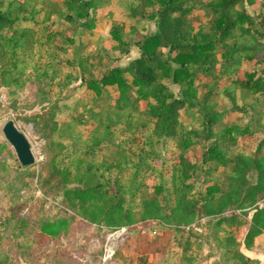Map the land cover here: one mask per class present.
I'll return each instance as SVG.
<instances>
[{
    "label": "trees",
    "instance_id": "obj_1",
    "mask_svg": "<svg viewBox=\"0 0 264 264\" xmlns=\"http://www.w3.org/2000/svg\"><path fill=\"white\" fill-rule=\"evenodd\" d=\"M113 2L0 0V79L18 85L14 72L32 67L36 78H45L50 88L60 92L80 81L102 105L99 111L79 112L63 128L74 147L86 149L84 155L68 149L67 158L79 167L90 163L83 177L53 164L55 176L61 175L65 184L88 179L85 189L66 190L69 205L90 221L103 220L113 227L132 225L136 213L143 221L177 223L175 229L160 227L143 240L147 247L137 249L132 264H152L153 257L159 258L158 264H174V253L181 245L179 234H186L178 227L193 223L199 213L211 217L210 226L221 234L208 240L217 246L212 255L220 251L221 263L257 264L241 249L264 235V205L256 206L264 197V141L253 156L229 155L228 143L235 145L238 137L250 136L252 129L232 125L216 132L225 112L216 111L213 99L225 95L232 111L248 114L249 107L237 91L264 95V15L257 21L246 8L248 4L258 10L264 0H119L116 6L122 18L112 25L105 44L91 50L85 38L97 26L96 12ZM133 47L140 49V56L124 67L115 65ZM29 48L32 51L27 54ZM66 68L71 71L64 73ZM183 116L199 120L202 129L186 126ZM55 118L54 114V122ZM90 121L92 136H77L76 127L86 129ZM170 141L180 155L174 165L164 169L163 162L162 169L155 170L159 184L152 188L154 196L140 199L153 173L151 154L168 150ZM134 146L142 153H134ZM6 152L0 145V155ZM98 153L104 156L100 166L94 164ZM220 168L232 171L227 174V191L221 177L211 175ZM199 175L207 185L203 192L190 195L192 180ZM165 196V207L168 199L175 202L169 215L159 202ZM226 206L252 208L253 215L251 219L249 212L223 215ZM73 221L54 218L33 223L32 239L55 241L69 234ZM138 245L140 241L125 245L114 260L127 264L124 252Z\"/></svg>",
    "mask_w": 264,
    "mask_h": 264
},
{
    "label": "rangeland",
    "instance_id": "obj_2",
    "mask_svg": "<svg viewBox=\"0 0 264 264\" xmlns=\"http://www.w3.org/2000/svg\"><path fill=\"white\" fill-rule=\"evenodd\" d=\"M119 0L105 8L96 12L98 20L96 28L88 35L85 40L90 42L91 50L102 47L106 40L110 37L112 25L122 18L121 12L117 9ZM261 7L254 10L246 4L249 13L258 21L259 16L264 15V2ZM152 32L155 31L151 26ZM32 48L26 49L29 54ZM90 51L86 50L85 53ZM140 49L133 47L129 55L122 56L115 65L126 66L140 56ZM72 54L69 55V58ZM25 58L23 61H28ZM263 67V64H261ZM71 69H65L64 73H69ZM75 73V72H74ZM14 79L20 84H6V78L0 79V145L7 148L6 155H0V262L10 264H119L114 260L104 261V247L108 237L115 234L116 252L125 245H133L140 241L141 245L133 246L129 251L124 252V257H128V263L132 264L131 259L135 262L137 249L143 251L146 249L143 240H149L153 233L159 231L160 227L175 229L176 222L167 224L160 220L141 219V214L136 213L134 223L125 226H108L105 221L98 220L92 222L76 212L75 208L68 203L66 190L85 189L88 185V179L83 178L78 181L72 180L64 183L63 177L55 176L53 164L63 167V171H71L85 174L88 169V162L79 167L77 164L67 158V151L71 149L74 153L84 155L86 149H78L74 147L64 132V125L71 122V117H77L79 112L99 111L102 105L95 99V96L81 87L80 81H73L67 88L58 90L50 88L47 80L44 78H36L32 67L26 69L23 73L14 72ZM205 81V79H203ZM225 86V84H223ZM111 92H116L114 88H109ZM205 91V90H203ZM237 91V97H244L246 105L249 107L248 114L234 112L231 110V102L225 95L217 96L213 99L216 111L225 112L224 118L219 121L216 126V132L222 130L226 126L250 125L252 134L250 136L238 137L235 145L228 143V153L235 156L238 153L254 155L258 146L264 141V95L249 94L246 91ZM117 93V92H116ZM238 104L242 105L239 99ZM67 107L63 108L62 106ZM146 104L142 106L145 107ZM60 107V108H59ZM71 107H79V110L69 111ZM55 114V122L53 115ZM14 121L17 128L28 138L36 163L29 168H21L14 149L7 143L2 129L6 122ZM182 121L186 126L195 130L202 129L200 121H193L191 117L183 116ZM86 129L76 127L77 136L81 135L83 139L92 136V121ZM137 144V143H136ZM206 145L209 142H205ZM227 145L223 144V146ZM157 154H151L150 159L153 173L148 177L145 192L140 196H154L152 188L159 184V178L155 170H161V165L165 163L164 169L170 165H174V161L180 155L176 143L170 141ZM149 151L150 148H147ZM134 153H142L137 146H134ZM195 152H191L193 154ZM162 154V158L159 155ZM261 154H264V149ZM76 156V154H75ZM199 157V153L194 158ZM106 158L110 159L109 156ZM85 159V157H84ZM132 159H136L133 156ZM104 156L98 153L94 160L96 166L102 165ZM112 160H109L111 162ZM131 170L128 171L130 173ZM232 172L227 168H220L218 172H213V178L220 176L224 181L225 190L227 191V174ZM127 173V174H128ZM116 176L113 171L112 178ZM109 177V176H108ZM110 178V177H109ZM129 176L124 178L127 184ZM113 183V182H112ZM193 189L190 195L203 192L207 185L202 181V177L196 176L192 180ZM167 188L170 184L167 183ZM168 196V194L166 195ZM166 196L160 198L159 202L166 209L164 213L169 215V211L174 207V199H168V208L165 207ZM126 199H129L127 197ZM140 199L137 203H140ZM263 199H259L256 206L263 207ZM254 206V207H256ZM253 207V208H254ZM252 209V208H251ZM249 208L239 209L230 207L224 210L223 215L250 213L249 219L253 215V211ZM54 218L71 219L73 224L67 235H61L55 241L36 242L33 238V223H41L45 220ZM246 219V217H244ZM212 218L203 214L191 224H182L178 227L179 231H185V235L179 234L181 245L177 248L173 256L174 264H223L220 262V251L216 255H212L213 251L217 252L215 243L209 244L208 240L217 235V229L210 226ZM26 222V223H24ZM226 229L227 227L224 226ZM127 232L118 235L122 230ZM187 233H191L190 236ZM35 236V235H34ZM217 236H221L218 234ZM190 241V242H189ZM200 245H192V243ZM242 252L254 259L257 264H264V235L257 238L251 247L243 246ZM157 257H153L152 264H158ZM168 264V263H164ZM225 264V263H224Z\"/></svg>",
    "mask_w": 264,
    "mask_h": 264
},
{
    "label": "water",
    "instance_id": "obj_3",
    "mask_svg": "<svg viewBox=\"0 0 264 264\" xmlns=\"http://www.w3.org/2000/svg\"><path fill=\"white\" fill-rule=\"evenodd\" d=\"M7 143L14 149L21 168L35 165L36 158L28 138L17 128L14 121L5 123L2 129Z\"/></svg>",
    "mask_w": 264,
    "mask_h": 264
},
{
    "label": "built area",
    "instance_id": "obj_4",
    "mask_svg": "<svg viewBox=\"0 0 264 264\" xmlns=\"http://www.w3.org/2000/svg\"><path fill=\"white\" fill-rule=\"evenodd\" d=\"M126 229H122L118 235H122L126 233ZM105 250V256L103 258L104 261L112 260L115 253H116V237L115 234L111 235V237H108L106 245L104 247Z\"/></svg>",
    "mask_w": 264,
    "mask_h": 264
}]
</instances>
